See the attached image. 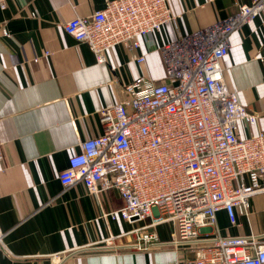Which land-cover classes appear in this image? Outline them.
<instances>
[{
  "label": "crops",
  "instance_id": "obj_1",
  "mask_svg": "<svg viewBox=\"0 0 264 264\" xmlns=\"http://www.w3.org/2000/svg\"><path fill=\"white\" fill-rule=\"evenodd\" d=\"M104 1L4 0L0 6V264H192L189 249L167 243L171 224L112 216L123 205L116 190L94 196L81 182L65 187L58 179L79 143L99 134L100 108L124 100L123 89L135 78H163L156 48L175 38L173 25H166L153 34L154 47L145 39L135 53L118 45L97 64L63 26L102 9ZM168 3L178 15L176 28L187 35L251 0ZM228 49L220 61L224 85L256 115L252 126L237 124L244 139L264 132V10L233 32ZM141 53L145 62L138 65L133 57ZM249 202L247 214L235 212V224L217 213L220 236L252 235L264 244V193ZM145 232L162 243L137 248Z\"/></svg>",
  "mask_w": 264,
  "mask_h": 264
},
{
  "label": "built area",
  "instance_id": "obj_2",
  "mask_svg": "<svg viewBox=\"0 0 264 264\" xmlns=\"http://www.w3.org/2000/svg\"><path fill=\"white\" fill-rule=\"evenodd\" d=\"M168 2L105 0L102 9L64 24L100 65L115 46L135 53L145 39L154 47L153 34L163 26L173 25L175 38L156 48L163 78H135L125 85L124 100L100 108L99 134L79 143L58 179L65 187L81 182L94 196L116 190L123 205L112 216L171 224L167 243L189 249L192 264H264V244L252 235L222 237L216 224L219 211L235 224V212L247 214L251 197L264 193V132L237 136V124L252 126L256 115L226 89L220 65L233 32L258 17L264 0L238 5L234 14L187 35L176 28L178 15ZM133 58L145 62L142 53ZM140 240L137 248L162 243L153 232Z\"/></svg>",
  "mask_w": 264,
  "mask_h": 264
}]
</instances>
